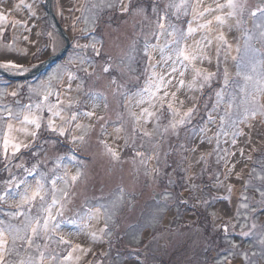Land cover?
I'll return each instance as SVG.
<instances>
[{"label":"rangeland","instance_id":"rangeland-1","mask_svg":"<svg viewBox=\"0 0 264 264\" xmlns=\"http://www.w3.org/2000/svg\"><path fill=\"white\" fill-rule=\"evenodd\" d=\"M55 1H52L54 8ZM43 2L44 0H35L39 35L32 51L22 63L25 68L57 50L55 48L54 51L49 45L48 35L56 33L48 22ZM100 2L101 0H82L73 26H70L65 13L57 14L63 26L68 30H74L64 56L52 61L37 75L29 78L14 81L0 75V89L6 91V85L13 89L25 86L18 97L0 95V104L14 106L17 100L22 104L29 103L27 85L47 79L58 65H67L68 69L85 80L84 92L92 90L106 97L107 109L97 108L91 122L78 121L85 126V132L82 133L85 136L83 142L72 144L71 133L68 138L60 137L43 127L38 138L29 141V148L22 149L14 158L9 157L11 165L8 169H5L8 162L0 155V193L7 187L3 181L9 179L10 174L17 177L26 175L23 168L18 165L31 168L33 164L39 162L42 171L51 173L59 162L58 158L63 156L65 157L63 163L68 165L69 174L74 175L77 169L71 166L73 162L67 160V157L75 152L82 161L80 167L83 176L71 189L73 195L66 205L65 218L87 211L88 207L96 203L97 197H102L100 203L109 204L116 199L119 189H123L125 194L114 213L102 214L99 227L105 230L102 249L97 250L87 264H216L217 257L225 250L235 253L234 257L228 258L232 264H264V246L260 243L261 238H264V202L259 191H253V188L264 187V182L257 178L264 175V141L252 143L248 154H244L239 193L233 210L228 214L222 212L220 205L231 199L232 191L229 193L228 188L220 190L215 188V183L223 177L225 161H228L233 146L231 133L228 137L216 136L219 131L218 120L216 123L205 124L208 113L215 103V93L223 87L225 67L222 62L223 52L218 68L213 53L212 63L207 69L217 72V76L212 80L210 87L205 86L202 90L196 91L194 100L196 111L191 123L179 127L176 133H169L163 139H160L159 131L151 138L141 139L138 128L135 133L133 132L136 125L129 115L130 109L125 107V99L116 93V89L119 84L123 86L121 91L135 92L144 86L146 59L143 58L142 51L136 54V60L131 62V67H128L127 56L132 40L136 39L142 45L144 40L151 36L155 20L151 14L153 0H124L130 5L127 13L119 11L120 0H105V5L111 3L114 6L110 9L104 7L103 11L95 9L97 16L94 19L88 9L92 4ZM156 2L162 10L169 0ZM240 3L244 6L242 22L246 26L254 27L255 23H261L259 17L253 22L249 15L257 7L258 0H240ZM81 5H84L83 9ZM140 6H147V17L133 11ZM90 33L92 35H89ZM14 34L15 31L9 24L4 36L1 37L2 42L11 43ZM239 34L236 31V36ZM93 35L101 52L99 57H96L91 48ZM152 42L155 43V40ZM77 43L88 44L89 47L82 51L75 47ZM234 49L235 41L232 55H236ZM12 54L17 57L19 53ZM85 55L93 61L94 70L89 68L85 72L79 65L78 57ZM16 57L9 59L15 60ZM70 59L73 61L72 64L68 63ZM108 63H111L112 68L106 74L103 69ZM228 66L233 72V77L226 91L233 93L242 81L235 77L231 60L228 61ZM89 73L92 75L89 76ZM113 77L116 78V84L110 82ZM78 83L79 80L73 84V89ZM53 84L59 87V81L53 80ZM68 98L75 103L76 92L69 93ZM32 99L35 101L37 98L33 96ZM80 107L83 108V98ZM215 114H224L223 105ZM65 115L70 117L71 111ZM44 116L46 125L47 112ZM170 119L171 116L165 110L158 120L150 123L149 129L152 130L158 123L162 131ZM260 120L264 122V119ZM57 122L59 123V120ZM101 125H105L113 136L115 128L122 129L119 141L113 143L112 138H108L107 141L113 148L119 145V161H114L108 155L105 146L100 143L105 139ZM202 127H209V139L194 163L189 157L190 150L194 148ZM238 139L239 137L237 141ZM154 145L156 147H153ZM37 150L39 154L34 157L32 152ZM136 150L145 155L134 159ZM153 152L156 153V159L149 160L148 156ZM141 159L144 161L143 164ZM230 166L233 165L230 163ZM153 168L160 169L159 175L152 174ZM233 168L235 172L241 169ZM63 171L64 169H61L60 174H63ZM245 184H249L247 190ZM244 196H247L246 202L249 204L247 211L241 207ZM12 208L14 205H0V213ZM0 218L4 217L0 215ZM253 225H256L254 229ZM245 232H250V235L244 236ZM69 250L70 246H58L53 242L48 251H55L63 256ZM243 253H247V261Z\"/></svg>","mask_w":264,"mask_h":264},{"label":"snow or ice","instance_id":"snow-or-ice-1","mask_svg":"<svg viewBox=\"0 0 264 264\" xmlns=\"http://www.w3.org/2000/svg\"><path fill=\"white\" fill-rule=\"evenodd\" d=\"M22 5L29 10L30 15H35L32 5L26 4L25 0H19V3L12 7H7L0 0V37L4 36L9 24L14 30L31 31L26 26L28 23L26 20L16 19L12 15L18 12ZM113 6L111 3L105 5V0H101L100 4H92L88 11L92 12L95 19L97 16L95 9L103 11L104 7L110 9ZM129 7L130 5L124 0H120L121 13H127ZM81 8L83 9L84 5H81ZM133 11L147 17V6L137 7ZM243 12L244 6L240 0H169L162 10L156 0H153L151 14L155 20L151 36L145 39L142 45L138 40H132L127 56L128 67H131V62L136 60V54L142 51L143 58L146 59L144 86L135 92L121 91L123 86L119 84L116 89V93L124 97L125 107L130 109L129 115L136 125L133 132L135 133L138 128L141 139L151 138L157 131L160 139H163L165 135L176 133L179 127L191 123L196 111L195 96H185L183 99L180 97L186 91L195 93L205 86H211L217 72L210 71L203 65L205 62L212 63L213 53L218 68L223 52L222 62L225 65L223 87L215 93V103L208 113L205 124L216 123L218 120L219 131L216 136L228 137L231 133V144L235 146L237 138L244 135L242 126L251 127L258 119H264V50H262L264 0H258L257 7L249 13L253 22L259 17L261 23H255L254 27L246 26L242 22ZM233 30L240 33L239 36L234 37L236 55H232L233 41L229 40L227 35ZM21 38L29 44L35 43L29 36L21 37L19 31L13 35L11 43L0 40V73L16 75L29 71L19 62L8 58L12 53L27 51L21 49L17 43ZM152 40H155V43ZM75 47L83 51L89 45L77 43ZM91 48L96 57L101 55L94 35ZM53 50L55 51V45ZM229 60L233 62L235 77L242 81L233 93L226 91L233 77V72L228 66ZM68 63L72 64L73 61L70 59ZM78 63L85 72L89 68L94 70L93 61L86 55L78 57ZM111 68V63L106 64L104 73H109ZM91 75L92 73H89V76ZM53 80L59 81V87L53 84ZM78 80L80 83L73 89V84ZM110 82L116 84V78L113 77ZM84 84L85 80L68 69L67 65H58L47 79L27 85L29 103L22 104L17 100L14 106L0 104V155L8 162L5 164V169L11 165L9 157L14 158L22 149L29 148V141H35L43 127L60 137L68 138L71 133L72 144L84 141L85 136L82 133L85 132V126L78 121L91 122L97 108L108 107L106 97L102 93L92 90L84 92ZM24 87L21 85L18 89H13L6 85L7 90L0 89V95L18 97ZM73 91L77 94L75 103L68 98L69 93ZM33 96L37 98L35 101L32 99ZM81 98H83V108L80 107ZM189 104L191 106H188ZM221 105L224 107V114H215ZM165 110L171 116L168 125L160 131V125L157 123L155 128L150 130V123L158 120ZM68 111H71L70 117L65 115ZM45 112H47L46 125ZM206 130V127L200 128L201 133ZM121 131V128H115V136H113L105 125H101L105 139L100 143L105 146L108 155L114 161H119V145L113 148L107 141L108 138H112L113 143L119 141ZM191 151L194 152L195 149ZM38 154L39 150L32 152L34 157ZM243 154L241 149V155ZM144 155L145 153L139 150L134 151V159L142 158ZM148 159H156V153L153 152ZM64 160L65 157H59V162L51 173L42 171L39 162L33 164L31 168L18 165L23 168L26 175L17 177L15 174H10L9 179L3 181L7 187L0 193V205H14V208L0 213L4 217L0 218V264H81L82 257L87 255L90 249H85L80 244L73 245L74 234L68 232L65 235L62 232L64 224L77 225L81 232L89 234L93 242L103 241L105 230L90 231L92 221H99L103 213H114L123 201L124 191L119 189L116 199L109 204L100 203L102 197H97L96 203L88 207L87 211L65 218L66 205L73 195L71 189L82 178L83 171L80 167L82 161L75 152L67 157V160L73 162L71 166L77 169L74 175L69 174L68 165L63 163ZM141 163H144L143 159ZM61 169H64L63 174H60ZM159 173V168L152 169L153 175ZM233 173L234 168L228 169L225 178L228 179ZM235 175L237 179L242 178L240 173ZM257 178L264 182V175ZM218 183L222 182L218 180ZM244 187L247 190L249 184H245ZM227 190L231 193L232 186L229 185ZM253 191H259L264 202V187L253 188ZM242 200L244 202L241 207L247 211L249 209L247 196ZM252 227L254 229L256 225ZM224 231H227L226 226ZM243 235L249 236L250 232H245ZM53 242L58 246H71V250L63 256L55 251L49 252ZM260 243L264 246V238H261ZM229 256L234 257L235 253L225 250L217 257L216 264H232L228 259ZM243 256L247 261V253H243Z\"/></svg>","mask_w":264,"mask_h":264},{"label":"bare ground","instance_id":"bare-ground-1","mask_svg":"<svg viewBox=\"0 0 264 264\" xmlns=\"http://www.w3.org/2000/svg\"><path fill=\"white\" fill-rule=\"evenodd\" d=\"M81 1L82 0H56L55 1L56 8L53 7V3H52L53 11L56 14L57 18H58L57 14L65 13L67 19L70 21L69 23L70 26H73L75 23L74 21L78 15L77 13H78V9L80 7ZM2 2L7 7H12L13 5L19 3V0L17 1L16 0H2ZM25 3L32 5V11L35 12V15H30L29 10L23 5L21 6L18 12H14L12 15L16 19L26 20L28 22L26 26L30 28L31 31L26 32V31H23L22 29L20 30L13 29V30L15 31V33L19 31V35L21 37L26 35V36H29L30 40L36 42L38 38V35H37L38 34V22H37L38 12L36 8L35 0H25ZM70 18L72 19L70 20ZM63 28L65 29L66 33L71 39V35H72V32H74V30L73 29L68 30L67 27L65 26H63ZM227 35H228V38L232 40L234 43V37H236V31L233 30L232 32L227 33ZM48 39H49V45L52 47L55 45L56 49H58L63 42L62 39L58 36V34L48 35ZM0 40H1V37H0ZM17 43L19 44L21 49H27V51L19 53L18 54L19 56L17 55V57L16 55H13V54L9 55L8 58L16 57L15 61L22 64L24 60L27 58V56L30 54V52L32 51L34 44H29L27 41H24L22 38L19 41H17ZM209 66L210 64H208L207 62H205L203 65V67L205 68H208ZM190 78L191 77H189V79ZM195 93L186 91L181 95L180 98L183 99L185 96H193V95L195 96ZM188 106H190V104ZM206 129L207 130L205 132L199 134V137L195 143V146L194 148H192V149H195V151L193 152L191 151L192 149L190 150L189 157L191 161H193L194 163L196 159L198 158L197 156L202 152V149L205 147V144L207 140L209 139V127H206ZM243 132H244V135L239 137L237 144L235 146H232V152L230 153V157L224 167L223 177L220 180L222 183H218V182L215 183V188H217L218 190L228 188L229 185L232 186L231 199L228 202L222 203L220 205V209L222 210L223 213H226V214H228L230 211L233 210L234 202L239 193V189L241 185V179H237L235 175L237 171L235 172L234 170L233 175L229 177L228 179L225 178L226 171L228 169H232L233 167H235V169H238L239 167H241L240 171L237 172L241 174V171L243 170L242 163L244 160V154H248V150L251 147L252 143L256 144V143L264 141V122L258 119L257 121L253 123V126L251 127L244 126ZM249 141H251V143H248ZM202 144H204V146ZM241 149H243V153H244L243 155H241ZM230 163L233 166H230ZM100 225H101L100 220L92 221V227L90 231L98 232ZM62 232L65 235H67L68 232H72L74 234L72 237L73 245L80 244L83 248L90 249V252L87 255H84L82 257L81 264H87L91 260L93 255L97 252V250L102 249L103 241L93 242L89 234L87 232H81L77 225L64 224L62 225ZM70 250H71V246H70Z\"/></svg>","mask_w":264,"mask_h":264},{"label":"water","instance_id":"water-1","mask_svg":"<svg viewBox=\"0 0 264 264\" xmlns=\"http://www.w3.org/2000/svg\"><path fill=\"white\" fill-rule=\"evenodd\" d=\"M53 0H44L43 5L47 15L48 22L53 29V31L58 34L62 39L61 46L54 52L47 55L44 59L38 61L35 64L27 67L29 69L28 72L23 74H16V75H9L7 73H0V75L9 78L11 80L17 81L20 79L29 78L32 76L37 75L40 71H42L49 63L54 60H58L64 56L66 50L70 45V37L66 33L65 29L63 28L62 24L60 23L59 19L57 18L56 14L53 11L52 7Z\"/></svg>","mask_w":264,"mask_h":264}]
</instances>
